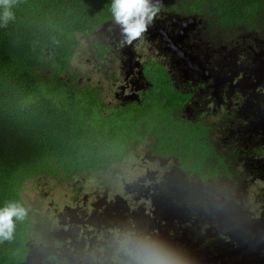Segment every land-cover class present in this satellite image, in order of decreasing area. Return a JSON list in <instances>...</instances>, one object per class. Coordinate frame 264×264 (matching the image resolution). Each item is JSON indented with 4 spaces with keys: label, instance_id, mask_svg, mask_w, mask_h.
Instances as JSON below:
<instances>
[{
    "label": "trees",
    "instance_id": "obj_1",
    "mask_svg": "<svg viewBox=\"0 0 264 264\" xmlns=\"http://www.w3.org/2000/svg\"><path fill=\"white\" fill-rule=\"evenodd\" d=\"M111 2L9 0L13 15L7 20L0 4V209L15 203L27 210L23 219L13 217L11 238H0V264H20L30 252L31 215L21 193L25 181L42 174L70 177L74 170L101 168L105 160L120 161L129 141L117 133L126 132L136 143L145 140L148 150L174 157L180 168L207 172L219 165L208 126L190 125L174 112L184 97L166 72L155 73L162 70L158 63L143 68L158 80L145 98L117 104L107 115L98 113L102 102L94 88L64 87L60 76L79 46L76 35L89 37L114 19ZM201 3L209 11L194 10L225 26L251 30L264 23V0ZM95 47L99 59L108 51L103 44ZM95 114L115 124L91 132Z\"/></svg>",
    "mask_w": 264,
    "mask_h": 264
},
{
    "label": "flooded vegetation",
    "instance_id": "obj_2",
    "mask_svg": "<svg viewBox=\"0 0 264 264\" xmlns=\"http://www.w3.org/2000/svg\"><path fill=\"white\" fill-rule=\"evenodd\" d=\"M153 2L156 3L157 0H153ZM201 2L202 0H197V2L194 0H158L159 11L149 24L154 30L147 28V31L158 37L159 42L155 43V41L150 40L143 42L142 46L149 47L151 44L157 46L162 44L164 52L175 58L179 66L186 68L188 74H193L201 88L208 89L214 79L218 84L226 85L232 90V93L239 92L236 96H241L240 93L244 95L241 100L247 99L249 107L252 109L254 121L252 127L247 131V142L254 134L256 143L253 154L247 156L252 160L250 164L252 171L249 177L253 179L252 183H261L264 189V42L258 43L253 37L255 34L264 31V23L259 27H252L251 30L243 25L233 26L230 24L225 26L213 16H207L194 10L209 11V8ZM175 17L183 19L175 25ZM189 17H194V20L198 21L203 30H197L194 26H183L185 25L182 23L183 20ZM112 21L115 20L112 19L103 24ZM118 36L119 34L114 36V39H117ZM225 39L228 41L234 39L239 48L241 41L246 39H250L254 47L259 46L261 55L256 60L258 65L254 67L252 66L253 61L246 60L244 65L240 64L237 67L236 61H231V56L238 51L231 49L228 53L225 52L227 47H221ZM194 40H200L202 47L206 45L211 47L212 55L208 60L209 66L205 65L203 55L198 48L196 49L199 61L195 59V55L190 54L185 49V44L188 41H191L195 46ZM96 44L94 43L93 46L98 60H102L111 54L113 43H102L108 48V51L99 59ZM127 52L131 62L132 55L129 44L127 45ZM180 52L182 54H179ZM138 55L141 57L142 52L138 51ZM153 62L162 67V70H155V73L166 72L172 87L184 97L174 112L190 125L206 124L215 152L213 154L218 157L217 162H220L221 167L228 166L227 156L231 154L215 147L217 132L233 127L234 139H238L239 134L245 133V131L239 133L241 130L238 127L242 120L235 117L217 119L212 112L209 113L210 115L199 114L196 112L197 108L192 109L193 114L191 116H184L183 111L194 98V91L182 90L177 87L173 73L166 68V64L162 60L151 57L140 58L139 68L143 88L140 90L138 98H132L125 103L133 100L140 102L145 98L146 91H151L155 87L158 82L155 74L143 72L144 66ZM219 67L220 69L217 70ZM244 67H246L248 74L241 72ZM200 96L202 97V95ZM115 106L104 107L103 115H107L108 111ZM245 118L247 117L245 116ZM237 123L239 125H236ZM259 131L261 132L260 137L257 135ZM155 155L164 160L171 158ZM84 169L88 168H83L80 171L74 170L72 175L67 178L77 177L78 174L83 173ZM92 170L104 171L105 168ZM255 170L261 172L255 174ZM158 174L156 169H145L144 175L148 183L145 189L132 199L136 204L139 202L144 204L142 210L138 209L136 204L129 202L130 199L122 198L119 200L120 204L118 203L120 213L115 216L109 212L110 200H107L106 197V204H102L96 210L93 207L99 215V222L84 217L75 211L78 220L70 226L69 218L73 206L64 203L59 212L66 219V226L64 227L68 229L65 231L71 230L74 225L75 228L71 230L73 235L61 232L54 235V237L59 238L50 247L49 256L52 257H48L52 261L55 257L54 264H82L81 260L86 264H145L142 253L147 249L166 254L175 264H264V198L260 200L259 212L254 213L258 217L249 219L246 210V212H242L234 208L237 205L235 204L236 199H233L234 196L221 198L223 192L218 196L211 197L210 203L202 202L201 196L203 195L191 190L201 183L195 184L194 180H190L186 176L182 178L184 186L181 187V191L176 189L172 192L160 191L159 196L164 198H150V183ZM47 177L53 178L51 175H47ZM258 179L262 181H257ZM172 183L174 182L172 181ZM251 184L248 183V188ZM261 195L260 192L255 193L256 198H260ZM98 196L100 198L105 197L104 194ZM177 196L180 198H176ZM113 200L117 201V199ZM85 202L86 194L83 198L84 206H86ZM103 202L101 201V203ZM105 215L107 217L103 218ZM261 218L262 223L260 222ZM149 222H153V224L149 225L148 230H144ZM101 232L106 236H99ZM46 234L41 235L40 238L46 240ZM68 251H77V258L71 257ZM25 261L20 264H24Z\"/></svg>",
    "mask_w": 264,
    "mask_h": 264
},
{
    "label": "rangeland",
    "instance_id": "obj_3",
    "mask_svg": "<svg viewBox=\"0 0 264 264\" xmlns=\"http://www.w3.org/2000/svg\"><path fill=\"white\" fill-rule=\"evenodd\" d=\"M182 19L181 17H175V25ZM182 23L185 24L183 25L185 27L194 26L197 30H203V27L197 20H194V17L185 18ZM118 34L117 39H114V36ZM76 36L79 46L69 60L67 72L61 74L60 77L64 80V87L72 85L75 90L85 86L94 88L102 102L98 113H104V107L115 106L117 103L122 105L132 98L139 97L140 90L143 88L139 68L140 58L151 57L165 62L166 68L174 75L177 87L182 90L194 91V98L191 99L183 111L184 116H191L193 114L192 109L197 108L196 112L199 114L210 115L209 113L212 112L217 119L240 118L242 122L238 127L241 130L239 133H242V131H245V133L239 134L238 139H234L235 132L232 130L233 127L217 132L215 147L231 154L227 156L229 165L225 168L216 167L207 172H200L193 167L180 168L178 160L174 157L169 158V160L161 159L147 150L146 142L136 143L129 138L126 132H120L117 133V137L120 140L129 141L122 149L124 153L122 156L123 160L121 158L120 162L104 163L103 167H101L105 168L104 171H94L87 167L88 169H84L83 173L78 174L77 177L73 176L71 179L64 177L62 174L49 179L47 175L42 174L25 181L21 193L30 211L32 231L29 241L30 253L26 261L24 260V264H54L55 257H53L52 261L50 259L52 256H49L50 247L59 238L57 236L54 237V235L60 232L73 235L71 230L75 228L73 225L72 229L70 227L71 230L65 231L68 229L64 227L66 226V219L59 212L64 203L73 206V211L69 218L70 226L78 220L76 213L99 222V215L95 210L99 209L102 204H106V197L107 200H110L109 212L117 216L120 213V199H130L129 202L136 204L132 199L137 197L148 183L144 175L146 168L156 169L159 172L154 181L150 183V198H164L159 196L160 191L172 192L175 189L181 191V187L184 186L182 178L186 176L188 179L194 180L195 184L201 183L191 190L203 195L201 196L202 202L210 203L211 197L218 196L223 192L221 198L234 196L233 199H236L235 204H237L234 206L236 210L247 211L249 219L258 217L254 213L256 211L259 212L260 200L264 198V189L261 183H252L253 179L249 177L252 165H250L248 171L243 168L247 155H252L255 151L256 143L254 134L247 142V131L252 127L254 121L252 119V109L249 107L247 99L241 100L244 96L242 93H240L241 96H236L239 92L232 93V90L226 85H220L214 79L208 89L201 88L193 74H188L186 68L179 66L175 58L168 56L164 52L162 44L158 46L151 44L149 47L142 46L143 42L150 40L155 41V43L159 42L158 37L149 31H146L142 37L133 40L129 44L132 55L131 62L127 52L128 43H126L125 34L122 33L121 26L115 21L101 25L89 37H83L80 34ZM253 37L258 43H263L264 31L255 34ZM107 42L113 43V50L110 55L98 60L93 45L94 43L102 44ZM195 43L196 45L194 46L191 41H188L185 44V49L190 54L195 55V59L199 61L196 49L198 48L203 55L205 65L209 66L208 60L212 55L211 47L209 45L202 47L200 40L195 41ZM141 46L142 49H140ZM222 46L227 47L225 50L227 53L231 49L238 51L231 56V61H236L237 67L240 64L244 65L246 60L253 61L252 66L254 67L258 65L256 60L261 55L260 47H254L250 39L241 41L240 48L234 39L229 41L225 39ZM138 51L142 52L141 57H139ZM219 69L220 67L217 68V70ZM241 72L247 73L246 67L242 68ZM46 76L51 77V74L47 73ZM112 124L115 123H111V119H99L95 114L89 126L90 131L94 132L97 130L101 131ZM236 125H239V123ZM257 135L260 137L261 132L259 131ZM259 172L261 171L255 170L254 173ZM257 181L262 180L258 179ZM248 183H252L250 188H248ZM256 192L262 193L260 198L255 197ZM85 194L86 206L83 205ZM99 194H104L105 197L100 198ZM176 198L180 197L177 196ZM113 199H117V201ZM101 201L104 202L101 203ZM143 205L142 202L136 204L140 210L143 209ZM147 207L149 208V206ZM107 215L103 216V218H106ZM260 222L262 223V218ZM150 224H153V222H149L144 230H148ZM139 229L141 228L139 227ZM43 234H46V240L40 238ZM99 236L105 237L106 234L101 232ZM68 253L71 257L77 258V251H68ZM80 262L86 264L83 260Z\"/></svg>",
    "mask_w": 264,
    "mask_h": 264
},
{
    "label": "clouds",
    "instance_id": "obj_4",
    "mask_svg": "<svg viewBox=\"0 0 264 264\" xmlns=\"http://www.w3.org/2000/svg\"><path fill=\"white\" fill-rule=\"evenodd\" d=\"M0 4L4 5L3 17L7 20V18L13 15V13L8 10L9 0H0ZM158 11V0L156 3H154L153 0H112L111 2L112 16L115 22L121 26L122 33L125 34V40L128 44L142 37ZM142 142L146 141L144 140ZM251 161L252 160L247 157L246 163L243 164V168H246L247 171L250 169ZM112 162L105 160L103 164ZM220 165L219 162L217 167L225 168V166L221 167ZM26 214L27 210L23 206L15 203L0 209V238L10 239L14 230L13 217L23 219ZM142 257L145 264H175L166 254L159 251L146 249L142 253Z\"/></svg>",
    "mask_w": 264,
    "mask_h": 264
},
{
    "label": "water",
    "instance_id": "obj_5",
    "mask_svg": "<svg viewBox=\"0 0 264 264\" xmlns=\"http://www.w3.org/2000/svg\"><path fill=\"white\" fill-rule=\"evenodd\" d=\"M148 28H152V30H154L153 27H151L150 25L148 26ZM179 54H182V53L180 52ZM218 212H219V210H218ZM29 253H28V255H29ZM28 255H27V257H28ZM27 257H26V259H27Z\"/></svg>",
    "mask_w": 264,
    "mask_h": 264
}]
</instances>
